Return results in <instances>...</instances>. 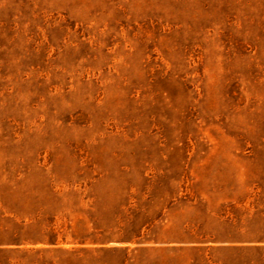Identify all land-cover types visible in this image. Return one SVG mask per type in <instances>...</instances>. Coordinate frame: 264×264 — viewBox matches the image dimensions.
<instances>
[{"label": "rangeland", "instance_id": "374dc122", "mask_svg": "<svg viewBox=\"0 0 264 264\" xmlns=\"http://www.w3.org/2000/svg\"><path fill=\"white\" fill-rule=\"evenodd\" d=\"M0 264H264V0H0Z\"/></svg>", "mask_w": 264, "mask_h": 264}, {"label": "trees", "instance_id": "16d2710c", "mask_svg": "<svg viewBox=\"0 0 264 264\" xmlns=\"http://www.w3.org/2000/svg\"><path fill=\"white\" fill-rule=\"evenodd\" d=\"M52 244H54V242H52Z\"/></svg>", "mask_w": 264, "mask_h": 264}]
</instances>
